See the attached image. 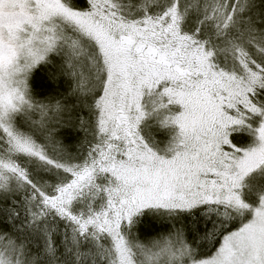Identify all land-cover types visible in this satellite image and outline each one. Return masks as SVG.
Masks as SVG:
<instances>
[{
    "label": "snow or ice",
    "instance_id": "1",
    "mask_svg": "<svg viewBox=\"0 0 264 264\" xmlns=\"http://www.w3.org/2000/svg\"><path fill=\"white\" fill-rule=\"evenodd\" d=\"M0 264H264V0H0Z\"/></svg>",
    "mask_w": 264,
    "mask_h": 264
}]
</instances>
